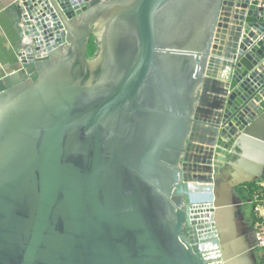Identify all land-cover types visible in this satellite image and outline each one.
Wrapping results in <instances>:
<instances>
[{"label": "water", "instance_id": "obj_1", "mask_svg": "<svg viewBox=\"0 0 264 264\" xmlns=\"http://www.w3.org/2000/svg\"><path fill=\"white\" fill-rule=\"evenodd\" d=\"M12 8L21 41L0 76V264H238L220 178L264 151V7Z\"/></svg>", "mask_w": 264, "mask_h": 264}, {"label": "crops", "instance_id": "obj_2", "mask_svg": "<svg viewBox=\"0 0 264 264\" xmlns=\"http://www.w3.org/2000/svg\"><path fill=\"white\" fill-rule=\"evenodd\" d=\"M17 0H0V76L18 61L21 29L16 12L12 8ZM14 68V66H13ZM255 158H246L236 169H227L221 179V190L226 203L225 228L236 251L238 264H258L259 257L254 234L255 213L242 209L250 200L245 199L244 189L239 186L247 182L264 179V151L255 148ZM249 180V181H248ZM246 188V186H245Z\"/></svg>", "mask_w": 264, "mask_h": 264}, {"label": "built area", "instance_id": "obj_3", "mask_svg": "<svg viewBox=\"0 0 264 264\" xmlns=\"http://www.w3.org/2000/svg\"><path fill=\"white\" fill-rule=\"evenodd\" d=\"M257 6L264 7V0H251ZM247 190H252L250 203L254 207L255 223L254 234L256 239V247L261 250L262 264H264V179L256 182V185L248 186Z\"/></svg>", "mask_w": 264, "mask_h": 264}, {"label": "trees", "instance_id": "obj_4", "mask_svg": "<svg viewBox=\"0 0 264 264\" xmlns=\"http://www.w3.org/2000/svg\"><path fill=\"white\" fill-rule=\"evenodd\" d=\"M95 41H96L95 37L92 36L90 44H89V56L90 57H93L97 53V47L95 46ZM256 182L257 181L247 182L244 185L239 186L240 189H244L245 194H246L245 195V199L246 200H250L251 199L252 190H250V191L247 190V188H245V186L248 185V186H253L254 187L256 185ZM255 221H256V219H255ZM258 264H262V257H259V263Z\"/></svg>", "mask_w": 264, "mask_h": 264}, {"label": "rangeland", "instance_id": "obj_5", "mask_svg": "<svg viewBox=\"0 0 264 264\" xmlns=\"http://www.w3.org/2000/svg\"><path fill=\"white\" fill-rule=\"evenodd\" d=\"M95 46L97 47V52H98L99 46H100V42L98 39H96V41H95ZM223 177H221L220 179H223ZM220 189H221V185H220ZM242 209L248 214V216L251 215L252 212H254V207L250 202L245 203L243 205ZM257 252H258V255L261 256V250L259 248L257 249Z\"/></svg>", "mask_w": 264, "mask_h": 264}, {"label": "bare ground", "instance_id": "obj_6", "mask_svg": "<svg viewBox=\"0 0 264 264\" xmlns=\"http://www.w3.org/2000/svg\"><path fill=\"white\" fill-rule=\"evenodd\" d=\"M196 206H197V204L194 205V207H196Z\"/></svg>", "mask_w": 264, "mask_h": 264}]
</instances>
